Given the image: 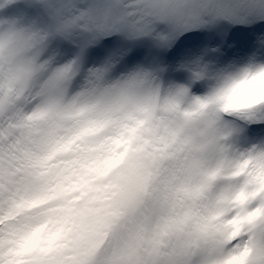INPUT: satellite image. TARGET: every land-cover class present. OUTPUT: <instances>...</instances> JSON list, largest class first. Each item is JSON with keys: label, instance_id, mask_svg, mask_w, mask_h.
Wrapping results in <instances>:
<instances>
[{"label": "snow or ice", "instance_id": "1", "mask_svg": "<svg viewBox=\"0 0 264 264\" xmlns=\"http://www.w3.org/2000/svg\"><path fill=\"white\" fill-rule=\"evenodd\" d=\"M0 264H264V0H0Z\"/></svg>", "mask_w": 264, "mask_h": 264}]
</instances>
